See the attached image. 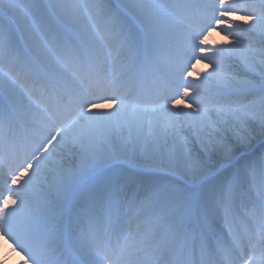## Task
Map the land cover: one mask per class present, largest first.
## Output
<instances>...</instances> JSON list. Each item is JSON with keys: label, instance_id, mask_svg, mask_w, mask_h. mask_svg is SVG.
<instances>
[{"label": "snow or ice", "instance_id": "6c2138e0", "mask_svg": "<svg viewBox=\"0 0 264 264\" xmlns=\"http://www.w3.org/2000/svg\"><path fill=\"white\" fill-rule=\"evenodd\" d=\"M0 264H264V0H0Z\"/></svg>", "mask_w": 264, "mask_h": 264}, {"label": "clouds", "instance_id": "9594fccd", "mask_svg": "<svg viewBox=\"0 0 264 264\" xmlns=\"http://www.w3.org/2000/svg\"><path fill=\"white\" fill-rule=\"evenodd\" d=\"M9 245L5 243L4 241L0 240V259H3L5 249H7ZM19 258L18 253H13L11 255V260H5L4 264H16L17 260Z\"/></svg>", "mask_w": 264, "mask_h": 264}, {"label": "bare ground", "instance_id": "6f19581e", "mask_svg": "<svg viewBox=\"0 0 264 264\" xmlns=\"http://www.w3.org/2000/svg\"><path fill=\"white\" fill-rule=\"evenodd\" d=\"M5 243H6V242H5ZM8 247H9V246H8ZM8 247H7V248H8ZM6 250H7V249H5V251H6ZM9 260H11V258H9Z\"/></svg>", "mask_w": 264, "mask_h": 264}]
</instances>
